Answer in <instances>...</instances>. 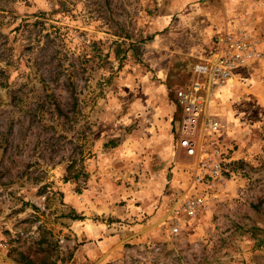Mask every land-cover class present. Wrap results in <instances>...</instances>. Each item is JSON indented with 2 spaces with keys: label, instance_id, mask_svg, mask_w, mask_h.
Returning a JSON list of instances; mask_svg holds the SVG:
<instances>
[{
  "label": "rangeland",
  "instance_id": "374dc122",
  "mask_svg": "<svg viewBox=\"0 0 264 264\" xmlns=\"http://www.w3.org/2000/svg\"><path fill=\"white\" fill-rule=\"evenodd\" d=\"M224 29L260 54L194 181L176 89ZM0 68V264H264V0H0Z\"/></svg>",
  "mask_w": 264,
  "mask_h": 264
},
{
  "label": "built area",
  "instance_id": "2783aa9c",
  "mask_svg": "<svg viewBox=\"0 0 264 264\" xmlns=\"http://www.w3.org/2000/svg\"><path fill=\"white\" fill-rule=\"evenodd\" d=\"M259 54L256 44L246 33L229 29L216 32L203 56L193 64L192 79L176 89L177 103L182 111L179 120V133L182 135L179 142L189 154L196 155L194 181L202 180V168L211 167L212 172H217L225 160L222 148L215 140L219 121L210 108L214 91L232 77L236 68ZM196 131L200 133V139H207L212 154L220 158L212 159L202 152V146L199 149L196 147L192 139ZM199 201L198 197L187 198L186 212L193 214Z\"/></svg>",
  "mask_w": 264,
  "mask_h": 264
},
{
  "label": "trees",
  "instance_id": "16d2710c",
  "mask_svg": "<svg viewBox=\"0 0 264 264\" xmlns=\"http://www.w3.org/2000/svg\"><path fill=\"white\" fill-rule=\"evenodd\" d=\"M24 24L27 26L28 20H26V22H24ZM25 25L21 24L15 27V29L19 30L20 27H25ZM26 28V27H25ZM22 31V30H21ZM18 65V62H17ZM7 77V73L6 70L4 68H0V83H2V85L7 84L6 80L4 81V78ZM57 109H59V107L57 106ZM18 256L15 257V261L18 264H56V258L53 257H48L45 254H39L38 256H34V254H25L22 251H18Z\"/></svg>",
  "mask_w": 264,
  "mask_h": 264
},
{
  "label": "crops",
  "instance_id": "0c3cea01",
  "mask_svg": "<svg viewBox=\"0 0 264 264\" xmlns=\"http://www.w3.org/2000/svg\"><path fill=\"white\" fill-rule=\"evenodd\" d=\"M210 40H211V39H210ZM210 40H209V44H210ZM217 88H218L217 91H219V90L223 91V93H221V97H222V98H226V97L230 96L231 93L233 92V85H232V83H230L229 80H228L226 83L220 85V86L217 87ZM217 88H216V89H217ZM170 136H171V135H170V133H169V134H168V137H170Z\"/></svg>",
  "mask_w": 264,
  "mask_h": 264
}]
</instances>
